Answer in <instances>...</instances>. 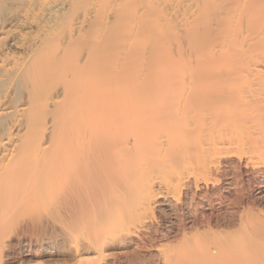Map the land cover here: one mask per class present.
<instances>
[{
    "label": "bare ground",
    "instance_id": "1",
    "mask_svg": "<svg viewBox=\"0 0 264 264\" xmlns=\"http://www.w3.org/2000/svg\"><path fill=\"white\" fill-rule=\"evenodd\" d=\"M23 223L60 264H264V0H0V264Z\"/></svg>",
    "mask_w": 264,
    "mask_h": 264
},
{
    "label": "rangeland",
    "instance_id": "2",
    "mask_svg": "<svg viewBox=\"0 0 264 264\" xmlns=\"http://www.w3.org/2000/svg\"><path fill=\"white\" fill-rule=\"evenodd\" d=\"M244 169V168H243ZM245 171V170H244ZM232 178V182L234 181V184H237L238 183V181H236V179H234L233 180V178L234 177H231ZM237 182V183H236ZM240 182V181H239ZM57 185L55 186V189H53L52 191L53 192H57L59 189H60V182L59 183H56ZM221 186H219V187H221V189L218 187L217 189H218V192L220 193V190H222V193L221 194H224L225 196H222L221 194H217V196L216 197H218V196H220V197H218V199L216 198L215 199V203H214V207H213V209H211V210H206V211H204V213H206V215H209V214H211V213H214V214H216V216H221V214L222 215H225V213H226V215H227V212H229L230 211V209H231V207H230V204L235 200V197H237V194H239V189H241V187L240 186H238V185H234L233 186V183L232 184H229V185H225V183L224 184H220ZM224 185V186H223ZM252 185H253V187H252ZM245 184V188H254L256 185H254V184ZM226 186V187H225ZM235 187V188H234ZM237 187V188H236ZM240 187V188H239ZM234 188V189H233ZM223 189H225V190H223ZM229 191H231V192H229ZM237 189V190H236ZM233 191V192H232ZM238 191V193H235V192H237ZM229 192V193H228ZM230 193H231V195H230ZM229 194V195H228ZM227 195H228V197L229 196H231V197H229V198H227ZM236 195V196H235ZM223 197H225V198H223ZM220 198V199H219ZM227 198V199H226ZM230 198H232V199H230ZM221 200H222V202H221ZM226 202H225V201ZM227 200H228V202H227ZM229 201H230V203H229ZM218 202V203H217ZM225 202V205L226 204H228L229 206H220L219 204L220 203H224ZM217 206V208H219V209H221L222 210V212L219 210V209H217L216 208V206ZM209 207V206H208ZM226 207V208H225ZM228 207H230V208H228ZM217 209V210H216ZM226 209H227V212H226ZM193 210V209H192ZM218 211H219V214H217L218 213ZM15 212V213H14ZM13 212V214H12V216H14V215H18L19 213H20V207L18 206V209H16L15 211ZM191 212V211H190ZM218 216V217H219ZM47 217H43V222H45V224H46V221L45 220H48V221H50L51 219L50 218H48V219H46ZM222 218V217H221ZM28 222V221H27ZM28 226H29V223H23L22 224V227H21V229H20V235H22V236H29V237H32V239L33 240H30L29 238H27L26 240L28 241H26V240H24V241H22V244H23V242L25 243V244H23V245H29L28 243H29V240L30 241H32L34 244H32V243H30V247L28 246V248H30V249H28L27 248V246L25 247L24 246V248L26 249V251L23 253V254H25V255H28V256H25V258L23 257L22 259L23 260H25L26 261V263L27 264H52L54 261H56V262H58V263H56L55 262V264H60V261H58L57 260V257L55 256V251L53 252H51L50 254H46V255H48V256H44L43 255V253L45 252V250H43L42 249V247H40V245L41 244H38L37 242H36V240L39 238V237H37V233L39 232L38 230L37 231H35V233H34V231L33 230H31V229H29L28 228ZM6 229V228H5ZM3 230L2 231V233H1V237H3L4 238V243L6 244V245H8V244H14V245H16V238H17V235H16V232L14 231V229H11V228H7L6 230ZM36 234V236H34ZM22 236H20V237H22ZM34 237H36V238H34ZM35 240V241H34ZM8 243V244H7ZM17 246V245H16ZM16 246H14V248L16 247ZM16 248H18V247H16ZM15 248V249H16ZM33 248V249H32ZM41 248V249H40ZM128 249V250H127ZM134 249H136L135 247H133L132 248V246H129V247H127V248H125L124 250H122L121 248L118 250H114L113 252H115L116 253V256H118V255H120V256H122V257H120V258H122V260L124 259V257L126 256V252H127V254H130V252L131 253H133V251H135ZM23 250V249H22ZM30 250V251H29ZM126 250V252L124 253L123 251H125ZM41 251H43V252H41ZM31 252V253H30ZM41 252V253H40ZM112 252V253H113ZM28 253V254H27ZM37 253V254H36ZM41 255H40V254ZM52 253H53V256H52ZM114 254V253H113ZM146 254H148V253H146ZM42 256H44V257H42ZM17 257H19V255H17ZM37 257V258H36ZM50 257V258H49ZM19 258H21V254H20V257ZM53 258V259H52ZM55 258V259H54ZM264 258V257H263ZM263 258H262V260L260 259V261H263ZM48 259V260H47ZM110 260H112V256L110 257ZM28 261V262H27ZM63 263V262H62ZM61 263V264H62ZM54 264V263H53ZM258 264H260V263H258Z\"/></svg>",
    "mask_w": 264,
    "mask_h": 264
}]
</instances>
